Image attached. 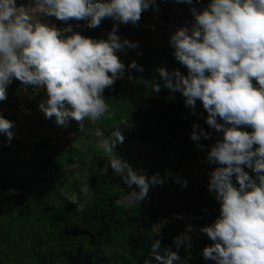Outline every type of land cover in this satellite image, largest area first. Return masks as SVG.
Masks as SVG:
<instances>
[{"label": "clouds", "instance_id": "1", "mask_svg": "<svg viewBox=\"0 0 264 264\" xmlns=\"http://www.w3.org/2000/svg\"><path fill=\"white\" fill-rule=\"evenodd\" d=\"M186 2L191 5L194 23L191 28L178 27L170 35V43L187 74L163 65L156 70L163 86L171 93H182L194 114L197 100L202 101L208 113L206 123L223 133V139L211 145L199 143L200 148H207V161L219 165L210 170L207 187L220 201V215L211 224L199 226V232L214 241L202 254L217 264H264V0H210L202 8L194 0ZM150 5L158 11L156 0H29L27 4L0 0V100L7 99V88L15 78L46 90L47 98L39 108L48 118L55 116L59 125L67 126L73 118L83 129L85 120L96 124L110 119L114 112L103 93L126 70L117 53L126 47L138 49L139 42L122 39L115 23L107 38H93L73 31L71 24L59 28L43 18H87L90 28L99 26L105 17L135 25ZM127 68L144 71L135 60ZM153 82L158 93L161 82ZM127 123L117 121L107 135L97 128L94 135L100 138L98 147L108 155L115 174L129 186H138L121 199V203L132 204L140 203L150 185L163 183L171 173L149 177L115 151L125 139L119 125ZM13 124L0 114V133L9 142L14 136ZM190 135L200 142L212 134L194 122ZM176 179L187 184L186 178ZM64 195L82 212L91 197L90 186L85 183L79 192ZM193 229L189 222L174 237L175 250L173 245L161 247V239L154 238L151 253L156 261L187 264L179 250L190 247Z\"/></svg>", "mask_w": 264, "mask_h": 264}, {"label": "rangeland", "instance_id": "2", "mask_svg": "<svg viewBox=\"0 0 264 264\" xmlns=\"http://www.w3.org/2000/svg\"><path fill=\"white\" fill-rule=\"evenodd\" d=\"M89 37L107 38V32L92 34ZM125 37L130 39L128 36L121 35L122 39ZM135 42L138 40L135 39ZM161 48L168 52L174 50L171 44L143 39L139 41L138 49L126 47L118 51V56L126 66L125 75L118 78L113 86L104 90L106 101L108 103L115 101L116 98L112 95L118 89L121 93L124 92L125 100H127L130 78L139 82L140 89L151 92L154 97H162L161 106L155 107L156 112L164 111L167 104L172 101L169 96L183 99L179 91L171 93L163 86L157 68H146V60L151 57L147 55L149 51L152 49L158 51ZM133 60L140 65L144 64L143 72L135 71L134 73L132 71L134 69L128 70L127 66ZM153 81L161 82V90L158 93L153 88ZM253 83L258 82L254 79ZM46 98L45 89L24 85L15 78L9 84L7 99L0 100V114L14 122V136L9 142L6 134L0 133V164L8 165L12 160L38 155L39 148L43 146L51 156L56 158L57 169L63 175L64 188L69 187L70 191L79 192L80 187L87 183L91 191V197L87 201L96 200L109 216L108 218H136V226L132 230L140 237L151 242L154 238H160L161 247L173 245L175 248L174 237L185 231L189 222L192 223L194 229L191 233V245L179 250L181 257L187 263H192L194 261L192 259L198 253L200 237L212 241L206 233L199 232V226L214 222L215 207L204 192H199V187L209 176L210 170L219 166L207 161V148H200L199 143L211 145L217 139H223L222 131H217L206 123L205 117L208 113L202 101L197 100V111L193 123L198 122L201 128L211 132L210 139L197 142L191 138L192 142H177L173 149L177 147L178 149L173 153H167L161 146L144 139L124 140L115 146V151L123 159L127 160L134 169L142 170L149 177L157 172L161 177L171 173L167 175L163 183L150 185L147 197L140 203L128 204L121 203L122 197L132 189L138 190V186L135 184L129 186L115 174L108 162V155L98 147L100 138L94 133L97 128H101L105 135L110 134L112 126L116 123L113 120L128 121L127 124L119 125L124 133L128 129L139 128L141 121L131 115L133 112L131 103L127 100L120 105L115 104V109L111 107L114 115L110 119H103L96 124L85 120L82 129L81 122L73 118H70L67 126L57 124L55 116L48 118L39 108V103ZM186 109L191 111L189 107ZM200 113H203V116ZM119 114L122 116L120 117ZM192 131L193 129L189 130V135ZM105 168L107 171H102ZM177 177L181 180L186 178L187 184L177 182ZM178 214H182L183 218H180ZM197 263L217 264L216 261L209 260H198L192 264Z\"/></svg>", "mask_w": 264, "mask_h": 264}, {"label": "trees", "instance_id": "3", "mask_svg": "<svg viewBox=\"0 0 264 264\" xmlns=\"http://www.w3.org/2000/svg\"><path fill=\"white\" fill-rule=\"evenodd\" d=\"M128 38L155 41L139 33ZM173 51L152 49L147 54L151 57L146 60V68L163 65L168 69L179 68L186 74L187 67L176 59ZM139 85L130 78L126 99L132 105L131 115L141 124L123 132L124 140L144 139L167 153L177 151L178 147L173 149L177 142H192L189 130L193 129L196 115L186 109L184 96L183 99L169 96L172 101L164 111L156 112L162 97H154ZM112 97L116 98L109 103L112 109L115 104L127 101L119 89ZM244 127L252 130L250 126ZM39 150L38 155L0 164V264H159L151 253L152 242L132 230L136 218H108L96 200L86 201L84 211H79L77 204L64 195L72 191L62 186L63 175L57 169L56 158L43 146ZM244 167L255 177L252 169ZM233 180L237 182L235 174ZM208 183L209 176L202 181L199 192H204L214 205L215 220L220 215V201L209 191ZM81 202L85 203L83 198ZM212 243L200 237L192 263L215 261L202 254V249Z\"/></svg>", "mask_w": 264, "mask_h": 264}, {"label": "built area", "instance_id": "4", "mask_svg": "<svg viewBox=\"0 0 264 264\" xmlns=\"http://www.w3.org/2000/svg\"><path fill=\"white\" fill-rule=\"evenodd\" d=\"M210 0H194V3L197 4L198 7L202 8L207 6ZM118 24L119 27L117 29L118 33L123 36H129L136 33L143 34L151 37L155 41H166L170 42V35L180 26L187 25L191 28L194 23L193 14L189 15L185 18H175L169 21H160L155 18H148L142 21H138L137 24L122 23L119 21L111 20L110 22L103 23L101 22L99 26L95 28L88 27V20H68L61 21L56 23L55 25L59 28H65L69 24L72 25L73 31H78L83 35L89 36L92 34H101L104 32H108L113 28V25ZM71 34V33H69Z\"/></svg>", "mask_w": 264, "mask_h": 264}, {"label": "crops", "instance_id": "5", "mask_svg": "<svg viewBox=\"0 0 264 264\" xmlns=\"http://www.w3.org/2000/svg\"><path fill=\"white\" fill-rule=\"evenodd\" d=\"M29 0H17V3H25L27 4ZM158 5V11L154 10L153 6H149L147 10H144L141 14V18L139 21L148 19V18H155L160 21H169L175 18H185L192 14L191 12V5H189L186 0H156ZM43 19H46L51 24H56L63 20L58 19L55 16H47ZM87 19V18H85ZM81 19V20H85ZM70 20H76L72 18ZM111 20H114L111 17H105L102 19L101 22L107 23Z\"/></svg>", "mask_w": 264, "mask_h": 264}]
</instances>
